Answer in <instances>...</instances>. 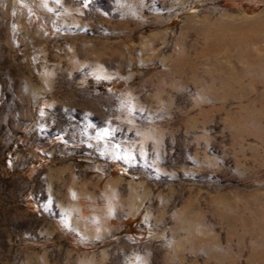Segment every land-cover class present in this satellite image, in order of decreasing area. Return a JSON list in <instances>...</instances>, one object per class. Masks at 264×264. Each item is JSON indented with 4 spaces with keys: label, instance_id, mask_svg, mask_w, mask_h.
I'll list each match as a JSON object with an SVG mask.
<instances>
[{
    "label": "rangeland",
    "instance_id": "rangeland-1",
    "mask_svg": "<svg viewBox=\"0 0 264 264\" xmlns=\"http://www.w3.org/2000/svg\"><path fill=\"white\" fill-rule=\"evenodd\" d=\"M264 0H0V264H264Z\"/></svg>",
    "mask_w": 264,
    "mask_h": 264
},
{
    "label": "bare ground",
    "instance_id": "bare-ground-1",
    "mask_svg": "<svg viewBox=\"0 0 264 264\" xmlns=\"http://www.w3.org/2000/svg\"><path fill=\"white\" fill-rule=\"evenodd\" d=\"M259 57H264V52ZM261 62L264 63V59H262Z\"/></svg>",
    "mask_w": 264,
    "mask_h": 264
}]
</instances>
